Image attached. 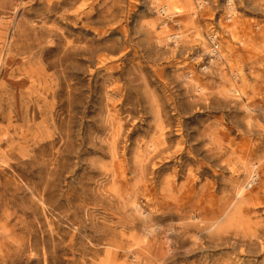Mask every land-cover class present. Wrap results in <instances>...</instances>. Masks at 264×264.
I'll return each instance as SVG.
<instances>
[{
  "label": "rangeland",
  "instance_id": "1",
  "mask_svg": "<svg viewBox=\"0 0 264 264\" xmlns=\"http://www.w3.org/2000/svg\"><path fill=\"white\" fill-rule=\"evenodd\" d=\"M57 1L0 0V264H264V163L206 230L264 156V0H79L88 27Z\"/></svg>",
  "mask_w": 264,
  "mask_h": 264
},
{
  "label": "bare ground",
  "instance_id": "2",
  "mask_svg": "<svg viewBox=\"0 0 264 264\" xmlns=\"http://www.w3.org/2000/svg\"><path fill=\"white\" fill-rule=\"evenodd\" d=\"M153 1L154 3L161 4L160 0H153ZM78 2L79 0H58L56 4L49 3L47 6L48 8L47 10L49 12H52L55 10H62L63 8H66V7H69V8L71 7L75 10L76 13L72 15H66L65 16L66 20H72L71 22H74L75 24L82 23L84 24L85 27H88L89 23L93 20L92 15L88 12L80 11L79 10L80 8H78L79 6H77ZM177 2L178 0H166V4L163 6H160L159 12L163 11V12H166L167 14L170 11H174V13L180 12L181 9H180V6H178ZM105 32L107 33V31ZM176 36L177 34H172L173 38H176ZM214 40L215 38L213 37V41ZM84 48L85 47L76 48L75 50L80 51ZM12 49H13V46L10 47V51ZM82 51L92 55L93 56L92 58H94L95 56L97 57L99 54V53L95 54L94 52H91L88 50H82ZM211 54H212V58L214 57V59L211 58L209 62L210 65L219 66V63H216L218 59L220 58V54L218 50L212 49ZM98 59H100V56H98ZM205 69H207V67H205ZM188 83H190V88L192 89V91L190 92L192 101L194 102L203 101L206 96V92L203 91L204 88L201 85H199L197 81H194V80H188ZM238 90L245 91V89L243 88L236 89L234 87H231L229 89V91L231 92H237ZM156 121H157V127H158L157 137L152 141L145 142L142 152L137 157V161H139L138 164L141 165L140 168L142 170L143 176L149 174V167L150 165L153 164V160L158 156L159 152L165 153L172 148L171 147L172 144L169 141V136L171 132L166 131L167 129H170V130L172 129L171 128L172 124L168 123L165 120L164 114L161 109L157 110ZM0 154L2 155L1 159L4 161H6L9 158L7 153L1 151V146H0ZM263 163H264V156L261 159H259L258 163L256 162V163L251 164L249 161L241 162L240 166L238 167V170H242V175H239L237 179L238 184L236 187V194H235L234 200L228 205V207L224 210L221 216L216 218L215 222H212V224L206 229L207 231L217 234V233H221L222 231H225L228 228V225L230 224L229 219H231V214H230L231 208L235 205V203L240 198L243 197L245 193V189L251 186L253 182L256 180L255 178L258 175L257 174L258 168ZM243 176L245 178V182L241 180ZM141 215L145 216L144 217L145 220L144 222H142L144 230L148 232L156 231L157 227H156V224L154 223V220H152L144 212L141 213ZM6 235L10 236L11 234L8 233ZM3 262H5V264H9V261L3 260Z\"/></svg>",
  "mask_w": 264,
  "mask_h": 264
},
{
  "label": "built area",
  "instance_id": "3",
  "mask_svg": "<svg viewBox=\"0 0 264 264\" xmlns=\"http://www.w3.org/2000/svg\"><path fill=\"white\" fill-rule=\"evenodd\" d=\"M160 14H161L162 18H164L166 20L170 19V15L167 14L166 12L160 11Z\"/></svg>",
  "mask_w": 264,
  "mask_h": 264
}]
</instances>
